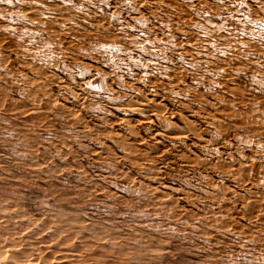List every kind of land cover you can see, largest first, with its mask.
Masks as SVG:
<instances>
[{"label": "rangeland", "instance_id": "rangeland-1", "mask_svg": "<svg viewBox=\"0 0 264 264\" xmlns=\"http://www.w3.org/2000/svg\"><path fill=\"white\" fill-rule=\"evenodd\" d=\"M39 3L0 4V264H264V32L210 0Z\"/></svg>", "mask_w": 264, "mask_h": 264}, {"label": "snow or ice", "instance_id": "snow-or-ice-1", "mask_svg": "<svg viewBox=\"0 0 264 264\" xmlns=\"http://www.w3.org/2000/svg\"><path fill=\"white\" fill-rule=\"evenodd\" d=\"M49 2H53V0H44V3H49ZM54 2L61 4V5H64L65 3L71 4L72 0H54ZM88 2L91 3V0H88ZM182 2H184L186 4V6L193 5V0H182ZM210 2L214 3V4H218L219 6L224 8V16L222 18L225 19V23H227L228 19H236L237 17H239V18L243 19L248 25L251 26V25L255 24V29L259 30L260 32H264V22H262V21L254 22L253 20H251L249 18L250 14H251V11L249 9V5H252L253 8H256L259 11L260 15L262 17H264V0H210ZM0 4H2V5L24 4V5H27L29 8L43 7L44 6L43 4L39 3V0H0ZM99 5H103L104 7H107V8L115 7L117 9H121V10L126 8L131 12H137L139 9V5H137L136 7L132 6L131 0H99ZM97 6L98 5H93V7H97ZM201 7L204 9V11L202 13L201 12H195V9L193 8L194 14L197 16H200L201 18L206 17V16L210 17V13L205 8V6H201ZM78 10L82 11V9H78ZM103 11H104V9L101 8V14H103ZM145 11H147V9H145ZM245 12L249 13V15L246 16ZM37 14H39V13H37ZM107 15L111 16L112 20L121 21V24H123V21L121 20L119 12H116L115 14L109 12ZM0 18H2V17H0ZM52 18L55 19L56 17L53 16ZM21 19H23L25 23H28L30 18L22 16ZM135 24L143 25L145 32H140L141 36L148 35L146 33V29H147V22L146 21L138 20V21H135ZM193 27L198 29L197 37H199L202 34L206 38H210L212 35L211 32L207 31L204 28L203 24L197 23V24H194ZM213 27H218L219 31L222 34L227 33L230 40H235L237 42L239 41V37L246 36V35H251V38L253 40L257 39V36L254 33L250 34L244 30H239L238 36H233L232 32L229 31L227 28H225L223 24L218 25V26L213 25ZM135 30L139 31V29H135ZM3 31H11L14 33V30H12V29H3ZM123 31H124V28L118 29L119 33H123ZM25 34H28L27 28H25ZM37 35H40V33H37ZM181 38L185 42H187V37L182 35ZM172 39H175V37H172ZM259 40L261 41V45L264 46V35L260 36ZM148 42H149L148 39H145L143 42H141L139 44V51L141 53L145 52L144 45ZM161 43H165V42L161 41ZM218 43L229 44V40H222ZM218 43H213L212 48L215 49L216 52H218L220 55L227 58V55L230 54L229 51L227 49H221L220 47H218ZM47 47H51V45H47ZM101 47H104L105 49H107L110 46H101ZM244 47H246V45H244ZM113 50L114 51H121V49H119V48H115ZM92 51H98V49L93 48ZM153 51H155L154 48H153ZM127 59L131 60L132 63L136 67L142 68L145 66L141 60H132V57L130 54L127 55ZM165 59H167V58L165 57ZM176 59L183 62L185 57L180 56V57H177ZM243 59H248V57L245 56V57H243ZM261 59H264V57H261ZM147 63L149 65H151L153 63V61L150 59L147 61ZM261 68H264V64L261 65ZM126 70H127L129 75H132L130 68H127ZM90 71L91 70H89V69H84L83 71H80L78 74L81 76H84V75L88 74ZM93 74L99 75V73H93ZM145 75H147V73H145ZM120 79L122 80L123 77H121ZM86 87H87V89H93L97 86L93 85V84H88ZM102 90L106 91V89H102ZM249 147H251V145H249ZM260 148L262 150H264V143L260 144ZM261 163H264V161H262ZM262 183H264V181H262Z\"/></svg>", "mask_w": 264, "mask_h": 264}]
</instances>
